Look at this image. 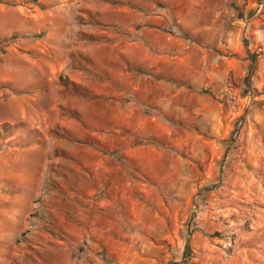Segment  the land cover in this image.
Returning <instances> with one entry per match:
<instances>
[{
  "label": "crops",
  "instance_id": "0c3cea01",
  "mask_svg": "<svg viewBox=\"0 0 264 264\" xmlns=\"http://www.w3.org/2000/svg\"><path fill=\"white\" fill-rule=\"evenodd\" d=\"M163 3L161 10L137 12L129 44L133 46L116 50V44H73L74 10L68 0H0V42L17 36L0 54V88L23 89V99H37V94L47 93L45 88L59 85L50 73L69 70L73 55L92 61L81 67L88 79L72 77L59 85L69 88L70 98L74 89H82L81 107L66 98L65 115L55 116L52 125L37 115L35 127L20 126L16 134L0 128V135L15 138L14 144L1 146L0 155L9 151L27 161L19 160L7 170L8 161L0 159V171L7 173L3 178L21 195L23 212L13 199L3 198V203L12 214L35 220L24 239L14 234L20 243H12L1 264H42L43 248L50 250V264H59L60 240L51 234L43 240V225L50 233L70 235L65 264H133L139 257L140 262L156 264L164 258L166 235L161 233L179 225L178 202L171 199L170 188L175 193L189 180L181 153L198 155L190 138L198 137L201 143L205 135H220L226 118L220 97L201 91L222 90L227 73L248 67L247 57L255 47V72L264 66V12L259 13L254 0ZM125 57L127 63L122 62ZM127 86L133 92L127 102L133 110L121 109L119 96ZM110 93L117 95L107 97ZM24 104L18 102V110L27 113ZM75 129L97 135L99 141L85 142L82 151H75L71 141L62 147L63 158L55 156L57 146L50 139H40L72 136L78 133ZM203 141V153L214 150V139ZM42 183L46 222L42 209L41 214L34 212ZM78 237L84 241L76 243ZM76 247L80 254L73 252Z\"/></svg>",
  "mask_w": 264,
  "mask_h": 264
},
{
  "label": "rangeland",
  "instance_id": "374dc122",
  "mask_svg": "<svg viewBox=\"0 0 264 264\" xmlns=\"http://www.w3.org/2000/svg\"><path fill=\"white\" fill-rule=\"evenodd\" d=\"M163 1L68 0L74 10V26L70 39L73 44L83 47L93 44H104L109 47L116 44V50H130L133 46L129 44L133 42L136 13L161 10ZM147 2L149 4H146ZM254 2L257 7L260 0H254ZM263 10L264 4L259 13L264 12ZM253 12L256 11L252 10ZM16 38V35H12L5 42H0V54L6 52L9 45L16 43ZM108 51L105 49V52ZM258 51L259 47L251 50L247 57L249 65L243 71L227 73L223 89L218 90L219 94L212 89L201 91L207 92L213 98L218 96L223 101L226 115L224 116L226 118L222 119L223 130L218 136L201 137V143H204L203 140H215L216 146L213 151L208 150L203 153V145L197 142L199 138L193 136L190 138V144L198 150V155L181 153L187 159L184 174L189 180L179 184L175 193L170 188L173 194L171 199L178 202L175 205L179 208L177 221L179 225H172L168 232L161 233V236L166 235L163 238L166 246L163 248L164 258L158 260L156 264H264V66L255 72ZM125 59L126 57L122 59V62ZM91 62L89 57L82 54L73 55L69 70L52 72L50 75L54 82L57 81L61 85L72 77L82 78L83 75L88 74L81 67ZM79 70L82 74L78 72ZM39 78H42V75ZM44 79L49 80L47 77ZM128 79H131V76ZM59 85L53 84L51 88L44 89L47 93L37 94V99L28 100L23 99L25 93L23 89L1 87L0 128L7 133L16 134L20 126L35 127L39 122L35 119L37 115L39 119L41 118L40 120L44 119L52 125L55 116L65 115L66 98L69 101L74 99L75 105L82 106L80 98L82 89L78 91L74 89L75 93L70 98L71 94L66 93V91L69 92V88L65 86L59 88L61 87ZM130 89L127 86L123 89L122 96H119L122 110L126 107L133 110L132 104L127 103L133 93ZM116 95L110 93L106 96L115 97ZM56 97L57 102L54 101ZM247 97L250 98L248 102H246ZM20 101L23 104L27 103L24 104V107L28 109L27 113H23V109L18 110ZM74 126L76 127V122ZM57 127L60 129V125ZM75 131L78 133L72 136L52 134L42 136L40 139H50L53 145L57 146L54 151L55 156H63V158H65V152L62 147L71 141L74 143L75 151L76 149L80 151L85 142L99 141L97 135H84L81 129H75ZM2 134L0 148L9 142L14 144L15 138H10L9 134ZM204 147H206L205 144ZM199 151H202V155ZM1 158L8 161L7 170L15 167L19 160H22L24 164L27 162L24 157L9 154V151L2 153ZM23 171L26 172V168ZM3 174L7 175L6 172L0 171V264L6 261L12 243L15 245L20 243H16L14 234L19 232L24 239L25 230L35 224L34 216L25 219L20 213L12 214L7 209L8 205L3 203V198L7 197L10 200L13 199L18 205V200L21 198L19 193L11 190V183L3 178ZM42 180L45 181L44 178ZM44 186L45 184L42 183L41 188L38 189L37 199H33L35 200L33 202H36L34 212L41 214L40 209H42V220L46 222L49 217L46 215L48 212L43 210L47 206L42 204V202L46 204ZM165 195L168 194L165 193ZM21 207L19 204V211L23 212ZM42 228L43 240L48 241L50 234L57 236L60 240L58 260L59 264H65L67 257L64 247L70 244V235L60 232L50 233L45 230L48 226L43 225ZM79 239L82 240L78 237L75 242L79 243ZM79 247H82L81 244ZM27 250L31 249L27 248ZM79 250L77 247L73 248V252L77 254H80ZM137 253L140 254L142 251L138 248ZM41 259L42 264H50L49 248H43ZM133 264L148 263L140 262L139 257L138 262L133 261Z\"/></svg>",
  "mask_w": 264,
  "mask_h": 264
},
{
  "label": "built area",
  "instance_id": "2783aa9c",
  "mask_svg": "<svg viewBox=\"0 0 264 264\" xmlns=\"http://www.w3.org/2000/svg\"><path fill=\"white\" fill-rule=\"evenodd\" d=\"M263 4H264V0H260V2L257 4V9L260 10V8L263 6ZM242 97L245 98L246 96H242ZM248 101H250L249 97H247V101L246 102H248Z\"/></svg>",
  "mask_w": 264,
  "mask_h": 264
}]
</instances>
